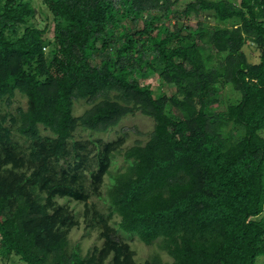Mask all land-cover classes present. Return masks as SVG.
Here are the masks:
<instances>
[{
    "label": "trees",
    "instance_id": "trees-1",
    "mask_svg": "<svg viewBox=\"0 0 264 264\" xmlns=\"http://www.w3.org/2000/svg\"><path fill=\"white\" fill-rule=\"evenodd\" d=\"M42 2L51 21L39 27L31 0H0V106L26 97L16 115L0 112V254L25 264H264V0H190L180 14L208 10L216 24L172 31L152 13L167 16L178 0ZM146 15L143 27L118 31L121 18ZM246 41L260 49L258 62L248 61ZM97 50L109 53L100 64ZM155 60L170 94L148 82ZM228 84L238 101L212 110ZM79 100L90 106L75 116ZM136 112L153 120L147 139L122 148L123 132L101 143L85 186L89 151L74 132L104 133ZM115 153L126 165L112 173ZM105 174L108 216L119 220L91 216L102 242L82 254L69 248L78 222L56 198L87 204ZM122 234L156 242L172 261H137Z\"/></svg>",
    "mask_w": 264,
    "mask_h": 264
},
{
    "label": "rangeland",
    "instance_id": "rangeland-1",
    "mask_svg": "<svg viewBox=\"0 0 264 264\" xmlns=\"http://www.w3.org/2000/svg\"><path fill=\"white\" fill-rule=\"evenodd\" d=\"M31 1L33 2V5L36 7L35 23L39 27H42L46 22L49 23L51 20L50 17L47 16L50 15L47 12V8L45 4L42 2V0H31ZM188 1L190 0H178V2L174 5V7H172L173 10L170 11L167 16H165L162 13V11H155V13L152 14H156L158 23H163L166 26H168L169 31L173 30L174 25H176L177 27L186 26V28L188 27L191 29L195 26L197 19H201L203 22H205L206 26H214L216 24V20L212 16V12L208 10H204L203 13L198 18H193V17L186 18L185 16L180 14L179 10L182 9ZM143 17H144L143 20H140L139 22H135V23L134 22L132 23L131 21H129V19L127 20L126 18H121L118 31L124 29H127L128 31H133L134 29L143 27L149 15ZM48 35H50V33H48L47 36ZM122 39L123 38H120L117 43L119 44V41H122ZM137 48L141 51V41L137 45ZM242 49L244 50L245 55L249 62L259 61L260 49L253 42L246 41ZM110 50L115 51L116 45L114 44L111 45L108 51ZM44 51L47 54L48 47H45ZM108 51H104V52H101L100 50L95 51L93 53V58L95 62L97 64H100L102 59L106 57V55L109 56ZM151 52L145 54L144 57L146 61L150 58ZM153 65L155 71H153L151 74H148L149 76L147 75L148 78H150L148 82L150 83L151 88L154 90L155 93L165 92L167 94H170L173 91L174 87L172 86V84H166L165 82H163V80H161V78L158 76V72L161 69L160 60L153 61ZM141 79H145L144 76H142ZM239 96L240 93L232 89V87L229 84L221 86L216 96V102L212 105V110L225 109L228 103L238 101ZM25 106H26V97L20 94L19 92H16L14 97L12 98V102L10 105L7 106L4 102L1 103L0 112L4 113L7 111L13 115H16L17 108L18 107L25 108ZM89 106L90 105L86 101L79 100L74 103L73 114L75 116H78L82 112H84V110L87 109ZM9 123H11L10 117L7 120V124ZM152 128H153V120L150 117L141 114L140 112L126 115L121 119V121L116 127L104 133L91 132L89 130L82 129L80 127L77 128V130L74 132L73 140L85 144L89 151L88 168H86L83 171V175H84L83 179L85 181V186H86V182H90L91 180L89 177V170L96 168L94 155L97 152L101 143L122 138L123 132H126L127 137L125 138V140L121 145L122 148H126L132 145L136 140H140L144 142L147 139L148 134L152 130ZM42 133L45 134L46 132L43 131ZM260 134L264 136V129L260 131ZM13 140L17 142L20 146H22L23 149L27 148L28 143L22 137H20L15 131H13ZM98 140H100V142ZM71 157L72 156H68L65 159H60L58 163L55 164L57 169L66 167L68 162L72 160ZM112 162L113 163L110 167V172L112 173L114 171L123 169L124 166L126 165V162L124 161L123 156L120 153H115ZM109 183H110V176L108 174H105L103 176L102 183L99 185V188L95 193L90 192L91 187H88L87 185L86 189L88 190V192H90L89 198L87 199V204L66 197L56 198V201L58 203L65 204L69 208V210H71L73 214V218L76 219L78 222L76 225L72 226L68 232L69 248L71 249L79 248L80 252L82 254H85L93 246H99L101 244L102 238L100 237V229H99L100 227H98L95 224V221L91 220V216L97 217L98 214H101L104 219L108 220L110 225L116 226L119 217L115 214L108 216L109 207H108V202L106 200V188ZM86 205L89 207L88 210L89 212L87 211L88 213L85 211V208H88ZM126 235L122 234L126 242L135 251L134 258L137 261L144 263L145 260L151 258L154 255L160 256L162 262L164 263H170L172 261L171 257L165 251L161 250L156 242L147 245L144 244L142 241H140L136 235L132 237H127ZM258 261L264 263V255L259 256ZM0 264H25V263L17 255L11 254L9 255L8 258H4L0 254Z\"/></svg>",
    "mask_w": 264,
    "mask_h": 264
}]
</instances>
